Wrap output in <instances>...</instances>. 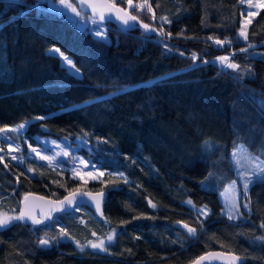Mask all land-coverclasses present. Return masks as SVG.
Returning <instances> with one entry per match:
<instances>
[{
	"label": "trees",
	"instance_id": "trees-1",
	"mask_svg": "<svg viewBox=\"0 0 264 264\" xmlns=\"http://www.w3.org/2000/svg\"><path fill=\"white\" fill-rule=\"evenodd\" d=\"M133 1L143 7L113 0L157 29L150 39L138 23L131 30L105 23L102 39L48 0L38 7L37 0H0V129L25 122L23 137L32 145L37 136L71 137L104 173L85 183L38 156L23 164L5 157L0 212H17L28 192L52 198L80 188L107 192L102 217L82 205L54 214L48 227L16 221L0 229V264H189L212 248L235 252L243 264H264V240L257 239L264 236V182L250 185L248 210L238 219L223 215L219 200L234 176V147L264 160V7L245 41L238 38L240 0ZM208 36L232 42L218 46ZM52 45L72 57L79 74L48 51ZM192 53L199 57L194 66ZM219 56L239 68L220 67ZM210 174L207 189L200 180ZM188 198L209 215H197ZM179 222L196 228V236ZM61 227L71 239L39 246V237L59 236ZM110 230L105 251L76 247Z\"/></svg>",
	"mask_w": 264,
	"mask_h": 264
},
{
	"label": "snow or ice",
	"instance_id": "snow-or-ice-1",
	"mask_svg": "<svg viewBox=\"0 0 264 264\" xmlns=\"http://www.w3.org/2000/svg\"><path fill=\"white\" fill-rule=\"evenodd\" d=\"M120 3H123V0H119ZM241 3H244L245 0H240ZM40 0H37V4L35 5L36 7L39 6ZM84 3V0H81V4ZM89 3V7H91L92 9V13L93 16L92 17H87V19H90L93 25H96L95 29H90V31L94 30L95 34L97 37L102 38V39H107L106 33L102 30V28L100 27V25L109 22L113 19V15L115 16V19L117 21H119L121 23L122 26H124L125 29H132L136 26V23L139 24V27L144 29V38L145 39H150L151 38V33L153 32H157V29L155 27L150 26L147 23H143L142 21L139 20V17L137 15H131L129 13L128 10L121 8V7H117L116 2H113V0H105L104 4L101 6H98L95 3V0H88ZM128 6L129 8H133L135 7L137 10L142 8L143 5L140 4H133V0H127ZM145 3H147V0H145ZM247 3L249 4V6H252V0H247ZM61 4H63L65 6L66 9H70L72 13L75 14L76 17H81V13L83 12V8H81V11H77V8L74 7L72 4L66 3V0H61ZM151 10V9H149ZM99 13V19L97 20L96 14ZM248 17H255L256 13L252 12V11H248L247 13ZM155 18V17H153ZM81 19L83 20L84 18L81 17ZM161 19L164 20L165 23H171V21L169 19H167L166 17H162ZM80 22V21H78ZM251 19H246L241 23V27L238 30V38H243L245 41H247L248 39V35H247V27L248 25L251 23ZM163 28H161L159 30L158 34H163ZM168 36L171 37V33H168ZM208 40L213 41L214 44L218 45V46H223L225 44H230L232 41H230L228 38H225L223 40L215 38L213 36H208L207 37ZM255 47V45H249V48ZM165 48H168V44L165 43ZM170 50V49H169ZM241 52H246L248 51V49L246 48H241L240 49ZM56 53H60V49L59 48H55L52 50V54L55 55ZM61 58L66 61L70 66L73 65V62L71 61L70 58L66 57L63 55V53H60ZM180 55L183 56L184 53L180 52ZM190 59L193 62V66L196 64V62L198 61L199 57L197 55V53H192ZM217 61L220 62V65L222 68H230L233 70H237L239 68V66L235 63H226L229 60L228 56H219L216 58ZM203 63L207 64V63H214L212 61H203ZM72 68H69V71L71 72ZM78 71V70H77ZM75 74V73H73ZM224 74H227L226 71L224 72ZM234 79L239 80L240 77L239 76H234ZM262 107H264V101L260 102ZM36 119H43L42 117H37ZM26 127V123H22L18 126V128L15 129H10V131H22L24 128ZM4 129H0V132H3ZM103 143H107V140L102 141ZM39 143V142H38ZM45 145L47 144V141L43 142ZM53 144H55V141H52ZM82 143H85V141L82 140ZM211 145L206 144L205 147H210ZM57 147H60L59 145H57ZM214 147V146H212ZM29 149L30 152L28 153V157H31L32 153H35L36 156L39 157L40 160H47L48 161V166L52 167L55 165H59L61 163H63V161L57 160L56 158L63 155L64 157H68L69 156V152L64 151L63 149H61V151H58L55 153V155H41L40 152L37 150V148H33L31 145H29ZM45 151H48V149L45 147L44 148ZM3 149H0V152H2ZM9 151H16V152H20L22 151L19 145H16L15 147H13V145L11 143H9ZM235 155V153H234ZM262 156H264V152L261 153ZM27 157L21 155V156H17V155H12L11 159L18 161L19 163H23L24 160ZM5 159L4 155H0V163H3ZM76 157H73V177L75 178L77 175H79V172L77 171L78 169V165H75L74 161H75ZM251 162V161H250ZM80 164H83L85 167L89 166L90 161H86L85 159L81 158L79 160ZM5 168L8 167L7 164L4 165ZM93 168H95V165H93ZM29 172H32L33 170L31 168L28 169ZM87 178L90 180H95L97 179V175H95L93 172H88L86 173ZM104 173L103 172H99V176H103ZM119 176L123 177V173H118ZM237 176L240 180V182L242 183V188H243V195L246 197L248 195V189L250 187L251 184L255 183V182H264V160L260 161V163L255 164L253 166V170L252 171H240L239 169H237ZM18 179V178H17ZM80 179L81 180H85L84 175H80ZM212 179V175L210 174L208 177V180H206L204 183H208V181H210ZM125 181L127 182V179L125 178ZM87 182V180H85V183ZM237 184L236 180L232 181V184L230 185V188H235ZM227 191V189H226ZM81 194L79 193V190H73L69 196H65L62 200H56V201H46V203L49 205V209L48 212L45 213L44 211H41L39 213V218L37 216L36 213V205H26V206H22L19 209V213L16 215H9L6 212H0V229H4L10 225L13 224V222L19 221V222H23L25 224V226H27V222L30 221L32 226H37V225H44L45 227H48L51 223L56 222L55 221V217H53L52 213L55 212H64V213H68L70 211H74V210H78L82 205H81V201L80 199H78V196H80ZM83 196H91V193H83ZM97 195L99 196H103V193H98ZM39 200H44V197H39ZM25 201H27V196L25 197ZM187 205H193V202L191 200H188L185 202ZM149 204L151 207L155 208L156 205L152 204L151 201H149ZM243 207L245 209L248 208V204H244ZM194 210L197 212V215H203L204 217H207L209 215V210L207 209V206H203L199 209H195V206L193 205ZM226 208H227V213H228V218L229 220H233L236 219L240 214L239 212V205H237L234 201H229L228 204H226ZM96 212L100 213L102 215L101 212V203L99 201H96ZM235 212V215L233 214ZM261 228H264V223H262L260 225ZM184 228L187 229V233L189 235V237H195L196 236V228L193 227H189L187 224L184 225ZM114 231L113 233L108 234L107 236V246L111 245V242L113 241L114 238ZM59 236H54L49 238L47 236V233H45L44 237H39L38 238V244L41 247H47V246H51L54 243H59L62 241V239L64 237H69L68 232L61 227L59 230ZM93 235L95 236L96 234L93 233ZM70 238V237H69ZM71 239V238H70ZM137 239H139V237H137ZM258 240H264V236H260L257 237ZM76 247L83 252L84 251V245H82L80 243V241H75ZM88 245L91 246V248L93 249H97L100 248L103 250V248L106 246L105 241H100L99 243H94L93 241L89 240L88 241ZM201 259H203V257H201ZM237 257H233V260H237ZM241 264H243V262H241Z\"/></svg>",
	"mask_w": 264,
	"mask_h": 264
},
{
	"label": "rangeland",
	"instance_id": "rangeland-1",
	"mask_svg": "<svg viewBox=\"0 0 264 264\" xmlns=\"http://www.w3.org/2000/svg\"><path fill=\"white\" fill-rule=\"evenodd\" d=\"M66 3L72 4L74 7L77 8V11H81V8H84L83 5L81 3H79L77 0H66ZM48 6L50 8H53L59 12L63 11L65 12L71 19H75L77 21V23L79 24L80 27H89V28H95L96 25H93L90 19H87V17H91L88 16L84 13H81V17H83L84 19L82 20L81 17H76L74 13L71 12L70 9H66L65 6L63 4H61V0H48ZM264 7V0H252V6H249V4L247 3V0H245V15H244V19L242 20V22L246 19H251L252 17H248L247 13L248 11H252V12H257L258 9ZM80 21V22H78ZM101 27V26H100ZM102 30L105 32L106 31V26H102L101 27ZM58 48L56 45H52L51 47L48 48L49 52H52L53 49ZM60 53H63L64 56L68 57L71 59V61L73 62V65L70 66L66 61H64L61 58ZM60 53H56L57 55L60 56L61 62L63 63V65L66 66V68L69 70V68L71 67L72 70L71 72L79 74V70L76 67V65L74 64V61L72 60V57L66 53L65 51H61ZM216 62L220 65V62L216 60ZM226 63H229V61H227ZM221 67V65H220ZM78 70V71H77ZM25 123V122H24ZM22 124V123H20ZM19 125H13V126H5L3 127L4 131L0 132V149H3L2 152H0V155H4L5 157H7L8 160L14 161L19 163L18 161L12 160L11 156L12 155H17V156H25L27 158L28 157V153L30 152L29 149V145H31L33 148H37V150L40 152L41 155H55L56 152L61 151V149H63L64 151L69 152V156L68 157H64L63 155L57 157V160L63 161V163L59 164L60 166L70 169L71 173L73 175V157H76L74 163L75 165H78V169L77 171L79 172V175H77L76 177L80 179V175H84L85 180H89L87 178L86 173L88 172H93L95 175H97V177H99V172H103L102 168H93V165L96 163L91 159V158H87L85 157L83 154H81V152H78V148H79V143L77 142H73V139L71 137H65V138H61V139H55L53 137H43V136H37V142L35 145H32L28 139L23 137V132L25 130V128L22 131H10V129H15L18 128ZM47 141V144L45 145L43 142ZM52 141H55L56 143L53 144ZM9 143H11L13 145V147H15L16 145H19L21 150L20 152H16V151H9ZM57 145H59L60 147H57ZM47 148L48 151H45L44 148ZM89 150L92 152L93 148L90 146ZM88 150V151H89ZM235 153V155H234ZM36 156L35 153L31 154V157ZM83 158L86 161H90L89 166L85 167L83 164L79 163V160ZM26 160V159H25ZM24 160V162H25ZM47 161V160H45ZM229 161L231 163L232 166V171H234V176H232L230 178V180H227L226 184L224 185V187L222 189H220L219 191V200L221 202V204H223L222 208H221V213L223 215H226L228 217V213H227V208H226V204H228L229 201H234L237 205H239V212L241 215H239L236 219L242 217L243 214V210L247 211V209H245L243 207V205L246 203L249 206V203L247 202L246 198L243 195V188H242V183L240 182L238 176H237V169H239L240 171H252L253 170V166L255 164L260 163V161H262V159H259L258 157H256L255 155L249 154L245 149H243L242 145L239 144L236 147H234L231 151L230 157H229ZM251 161V162H250ZM23 162V163H24ZM22 163V164H23ZM21 164V163H19ZM58 166V165H57ZM209 177V175H208ZM208 177L203 178L200 180V184L204 187L209 189V187H212L213 183L210 181H208V183H204L206 180H208ZM236 180L237 184L235 186V188H230V185L232 184V181ZM227 189V191H226ZM191 200L190 198H188L186 201ZM192 201V200H191ZM193 202V201H192ZM193 205L195 206V209H199L205 205H196L193 202ZM193 205H189L193 208ZM207 209L209 210V208L207 207ZM9 215H16L18 214V210L17 212H7ZM210 213V210H209ZM235 215V212L233 213ZM110 233H113V230H110ZM107 235H105L103 238H94L91 241H93L94 243H99L100 241H105V244H107ZM84 247H89L90 249L94 250L93 248H91L90 245H88V241H84L83 242ZM106 246L102 249L97 248L95 250H99V251H105Z\"/></svg>",
	"mask_w": 264,
	"mask_h": 264
},
{
	"label": "water",
	"instance_id": "water-1",
	"mask_svg": "<svg viewBox=\"0 0 264 264\" xmlns=\"http://www.w3.org/2000/svg\"><path fill=\"white\" fill-rule=\"evenodd\" d=\"M79 3H81V0H77ZM105 2V0H95V3L98 6L103 5ZM83 7L88 11V13L90 14V16H93L92 13V9L91 7H89V3L88 0H84V3L82 4ZM117 7H121L124 8L120 5L117 4ZM126 9V8H124ZM128 10V9H126ZM129 11V10H128ZM129 13L131 14V12L129 11ZM132 15V14H131ZM97 20L99 19V13L96 14L95 17ZM110 23H112L113 25H115V27H118L120 29L126 30L124 28V26L121 25V23L119 21H117L115 19V16L113 15V19L111 21H109ZM108 23V22H106ZM105 24V23H104ZM137 25V23H136ZM136 27V26H135ZM133 29V28H132ZM131 30V29H128ZM73 190H79V193L81 194L80 196H78V199H80L81 201V205L87 207L89 210L93 211V213L98 216V217H102L103 216V208H104V204H105V198H106V194L107 192L105 190H86V189H73ZM71 190L70 192L64 194L63 196H61L60 198H52V197H47L44 196L40 193H35V192H28L27 195H25L20 201H19V206H18V213H19V209L22 206H26V205H36V213L37 216L39 218V213L41 211H44L45 213L48 212L49 209V205L46 203V201H56V200H62L65 196H69L70 193L73 191ZM103 193V196H99L97 195L98 193ZM83 193H91V196H83ZM27 196V201H25V197ZM39 197H44V200H39ZM96 201H99L101 203V212L102 215L100 213L96 212ZM71 212V211H70ZM68 212V213H70ZM56 213H60V212H55L52 213V215L56 214ZM64 213V212H62ZM30 221H28L27 223H29ZM184 223L179 222V226L184 228ZM191 227V226H189ZM186 229V228H184ZM187 230V229H186ZM201 257H203V259H201ZM233 257H237V260H233ZM243 257L239 256L238 254H236L235 252H230V251H226V250H221V249H217V248H212V250H208L204 253H201L200 256L194 258V260H192L189 264H241V262H243Z\"/></svg>",
	"mask_w": 264,
	"mask_h": 264
},
{
	"label": "built area",
	"instance_id": "built-area-1",
	"mask_svg": "<svg viewBox=\"0 0 264 264\" xmlns=\"http://www.w3.org/2000/svg\"><path fill=\"white\" fill-rule=\"evenodd\" d=\"M133 4H135V5H136V4H139V3H138L137 1H136V2H135V1H133ZM100 26L102 27V26H104V24H102V25H100ZM189 56L191 57V55H189Z\"/></svg>",
	"mask_w": 264,
	"mask_h": 264
}]
</instances>
